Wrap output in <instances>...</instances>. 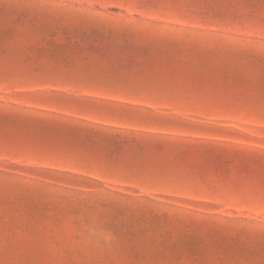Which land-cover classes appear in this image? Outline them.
I'll use <instances>...</instances> for the list:
<instances>
[{
  "label": "rangeland",
  "instance_id": "374dc122",
  "mask_svg": "<svg viewBox=\"0 0 264 264\" xmlns=\"http://www.w3.org/2000/svg\"><path fill=\"white\" fill-rule=\"evenodd\" d=\"M264 0H0V264H264Z\"/></svg>",
  "mask_w": 264,
  "mask_h": 264
},
{
  "label": "snow or ice",
  "instance_id": "6c2138e0",
  "mask_svg": "<svg viewBox=\"0 0 264 264\" xmlns=\"http://www.w3.org/2000/svg\"><path fill=\"white\" fill-rule=\"evenodd\" d=\"M261 25L264 26V16L261 17Z\"/></svg>",
  "mask_w": 264,
  "mask_h": 264
}]
</instances>
